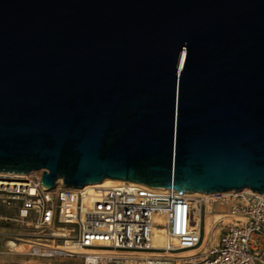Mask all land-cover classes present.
<instances>
[{"label":"water","instance_id":"1","mask_svg":"<svg viewBox=\"0 0 264 264\" xmlns=\"http://www.w3.org/2000/svg\"><path fill=\"white\" fill-rule=\"evenodd\" d=\"M41 169L262 193L264 0H0V171Z\"/></svg>","mask_w":264,"mask_h":264},{"label":"built area","instance_id":"2","mask_svg":"<svg viewBox=\"0 0 264 264\" xmlns=\"http://www.w3.org/2000/svg\"><path fill=\"white\" fill-rule=\"evenodd\" d=\"M29 174L0 171V206L10 211L0 219L36 230L41 246L67 245L55 253L87 260L84 249L102 247L97 264H264V191L213 192L199 205L174 185L123 180L89 191L59 179L49 189L44 169ZM214 212L222 215L211 217L215 242L207 230ZM34 244L32 251L46 254Z\"/></svg>","mask_w":264,"mask_h":264},{"label":"rangeland","instance_id":"3","mask_svg":"<svg viewBox=\"0 0 264 264\" xmlns=\"http://www.w3.org/2000/svg\"><path fill=\"white\" fill-rule=\"evenodd\" d=\"M10 213L5 206H0V215ZM41 234L31 228L23 226H9L5 219H0V264H85L86 254H41L30 249L36 241H39ZM213 231L209 234L208 240H217ZM11 241H15L13 245ZM51 241V240H50ZM59 243H64L63 240Z\"/></svg>","mask_w":264,"mask_h":264},{"label":"bare ground","instance_id":"4","mask_svg":"<svg viewBox=\"0 0 264 264\" xmlns=\"http://www.w3.org/2000/svg\"><path fill=\"white\" fill-rule=\"evenodd\" d=\"M185 60H186V54L183 55L181 61H180V64L179 66L181 68H184V63H185ZM19 174H22V175H30V174H27V173H19ZM123 181L122 179H118V178H105L104 180L102 181H99V183H88L87 185L83 186L84 189H87L89 191H93V190H96L98 189L99 187H104V186H110V185H114L115 183H118V182H121ZM82 188V189H83ZM249 189V188H247ZM189 194L196 198V201H198V204L200 205V200L202 199V197H207L209 198L212 193H207V192H204V191H194V192H191L189 191ZM202 196V197H201ZM215 214V215H214ZM213 215L209 214L208 215V222H207V230H208V234L212 231V228H213V225H214V222L212 220V216H216V218H220L222 215L219 213V212H214ZM218 234V230L216 229L215 230V236ZM11 243L13 245H16V242L15 241H11ZM35 249L38 250V251H43L44 253H46L47 255H52L54 254L56 251L58 252H63L65 251V249L67 248V245H64V244H52V245H45V246H41V244L39 242H35ZM33 245H31L32 247ZM83 252H86L88 253V259L85 261V264H97V255L95 253H101V252H106V249L104 248H93V247H89L87 249H84ZM193 252L192 251H189L187 250V252L185 253L186 255H190L192 254Z\"/></svg>","mask_w":264,"mask_h":264}]
</instances>
